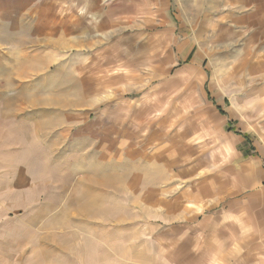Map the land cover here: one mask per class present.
Masks as SVG:
<instances>
[{"label":"rangeland","instance_id":"1","mask_svg":"<svg viewBox=\"0 0 264 264\" xmlns=\"http://www.w3.org/2000/svg\"><path fill=\"white\" fill-rule=\"evenodd\" d=\"M40 1L28 0L31 15ZM99 1L108 17L87 14L100 26L88 49L40 52L31 45L25 61L20 51H0V63L10 65L0 66V264H176L167 263L163 238L150 239L146 225L123 221L132 210L117 205L115 170L111 177V169L89 157L99 154L101 111L121 100L151 108L153 122L184 121L192 131L204 122L213 136L219 119L226 148L251 152L264 171V74L245 60L251 46L264 53L261 44L245 43L244 35L239 40L244 31L221 35L212 16L198 18L209 0ZM75 53L72 62L87 64V73L70 70ZM239 55L249 65L236 66ZM101 58L112 61L102 71ZM117 71L125 73L123 83L79 82L85 73L101 82ZM75 82L89 91L87 99L69 91ZM76 112L89 123L77 125Z\"/></svg>","mask_w":264,"mask_h":264},{"label":"crops","instance_id":"2","mask_svg":"<svg viewBox=\"0 0 264 264\" xmlns=\"http://www.w3.org/2000/svg\"><path fill=\"white\" fill-rule=\"evenodd\" d=\"M63 6L64 10H59ZM100 7L99 0L94 4L85 0H42L33 16L28 0H0V51H20L22 61L31 45L40 52L84 51L92 44L95 27H100L94 26L87 14L95 10L98 18L108 17V12L103 13ZM203 10L198 18L208 20L212 16L221 35L244 31L245 34L237 33L239 40L244 35L245 43H260L264 51V0H209ZM252 49L253 46L245 60H251L252 67L260 66L264 74V53L255 54ZM193 52L187 55V62ZM72 59H76V53L74 58L69 56L70 70L87 73V64L76 65ZM100 60L104 62L100 61L101 71L108 61L112 62L110 58ZM237 60L240 61V55ZM238 61L236 66L250 63ZM43 64L48 65L44 60ZM2 65L9 64L1 62ZM86 73L79 82L89 83V87L93 82L123 83L126 77L124 72L117 71L114 76L105 74L100 82L89 79ZM84 87L75 82L69 91L77 89L76 93L82 94H76L77 98L84 100L89 93ZM217 108L222 110L220 105ZM150 110L122 106L121 100L115 107L101 111L99 140L98 128L90 131L97 139L99 154L91 153L89 157L102 170L111 169V177L115 170L117 205L132 210V215L124 216L123 221L146 225L150 239L163 238L167 263L264 264V171L251 152L241 151L242 154L236 148H226L227 134H222L219 119L217 125L214 123L217 134L213 136L203 129L209 127L204 122L195 124V131L186 122L177 123L171 118H157L153 122ZM82 114L76 112L77 125L89 123L88 119L82 121ZM211 125L209 133L214 132ZM200 126L202 133H198ZM229 127L233 129L231 124ZM112 128H116V133L110 137ZM54 130L60 133V126ZM90 135H83L84 141ZM241 135L249 142L247 134ZM57 138L60 143V136ZM89 141L85 145L93 146L87 144ZM154 231L158 234L154 235Z\"/></svg>","mask_w":264,"mask_h":264}]
</instances>
